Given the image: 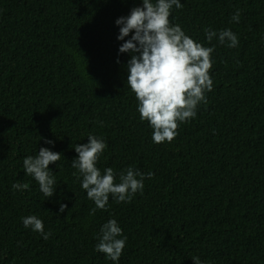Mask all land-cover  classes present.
<instances>
[{"label": "trees", "instance_id": "16d2710c", "mask_svg": "<svg viewBox=\"0 0 264 264\" xmlns=\"http://www.w3.org/2000/svg\"><path fill=\"white\" fill-rule=\"evenodd\" d=\"M181 2L172 23L216 46L214 88L170 143H154L115 23L142 0H0V264H115L95 250L111 218L127 236L119 264H264V0ZM224 28L238 47L207 41ZM89 134L108 142L101 169L154 173L130 203L110 196L93 213L72 167ZM41 147L62 153L51 198L23 169ZM30 215L49 239L24 227Z\"/></svg>", "mask_w": 264, "mask_h": 264}, {"label": "clouds", "instance_id": "9594fccd", "mask_svg": "<svg viewBox=\"0 0 264 264\" xmlns=\"http://www.w3.org/2000/svg\"><path fill=\"white\" fill-rule=\"evenodd\" d=\"M183 7L181 0H142L130 14L115 21L119 26L117 39L123 41L120 53H129L127 61V85L135 94L137 111L141 121H148L153 129L154 143L171 142L178 134L180 124L189 122L197 116L198 106L207 102L206 93L214 88L210 69L215 61L212 54L215 45L205 46L202 41L190 36L183 27L172 23L170 16L174 9ZM239 9L231 16V22L239 23ZM174 19V17H173ZM131 34V35H130ZM126 37H130L125 39ZM217 39L221 45L235 48L239 45L238 34L231 28L207 29L208 42ZM119 62V61H118ZM87 143H78L75 151L78 156L72 160L77 170V179L87 198L94 202L93 213L105 210L111 198L117 203H130L139 192L143 193L145 179L154 173H145L129 166L118 175L112 167L101 169L98 161L108 147L103 137L89 134ZM53 144V140H47ZM61 152L49 147L39 148L38 154L29 155L23 160V169L38 184L46 197L56 193V176L49 167L61 159ZM13 190L23 191L26 183H13ZM66 204L60 205L63 213ZM25 228L39 233L47 240L52 235L45 231L42 218L30 215L22 218ZM97 252L105 254L106 259L119 264L126 247L127 236L115 218L105 222L97 234ZM195 264H205L199 256L192 257Z\"/></svg>", "mask_w": 264, "mask_h": 264}]
</instances>
